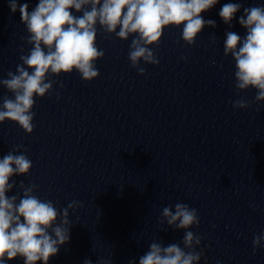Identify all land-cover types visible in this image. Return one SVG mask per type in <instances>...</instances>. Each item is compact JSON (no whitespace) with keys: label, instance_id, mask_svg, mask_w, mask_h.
Here are the masks:
<instances>
[{"label":"water","instance_id":"obj_1","mask_svg":"<svg viewBox=\"0 0 264 264\" xmlns=\"http://www.w3.org/2000/svg\"><path fill=\"white\" fill-rule=\"evenodd\" d=\"M16 2L31 12L39 0ZM229 2L242 5L231 27L219 16ZM9 4L0 0V80L32 47L19 7L13 13ZM252 6L264 0H218L201 14L216 27L206 25L192 46L182 27L166 28L160 44L149 46L160 63L141 61L143 75L128 58L133 37L123 41L97 25L100 75L90 82L75 70L52 76L53 91L35 98L31 134L0 124V159L23 145L33 163L27 176L12 178L17 184L38 185L34 194L57 209L82 205L70 210V241L49 264H139L153 241L183 247L184 230L159 223L162 209L176 203L198 212L200 224L189 230L201 237L199 264H264V247L254 253L252 244L264 233V101L253 102V88L237 93L235 61L223 51L226 32L246 35L238 21ZM5 95L14 98L0 85V104ZM237 99L250 107L233 108Z\"/></svg>","mask_w":264,"mask_h":264},{"label":"clouds","instance_id":"obj_2","mask_svg":"<svg viewBox=\"0 0 264 264\" xmlns=\"http://www.w3.org/2000/svg\"><path fill=\"white\" fill-rule=\"evenodd\" d=\"M217 3L218 0H39L29 12L28 3L18 6L16 0H10L13 13L19 7L21 22L28 33L25 42L32 47L27 55H20L21 63L16 65L15 72L8 71L7 78L0 80V85L14 97H3L0 124L8 120L31 134L35 98H43L53 91L57 81L51 79L52 76L59 77L75 70L83 81L90 82L100 75L95 62L105 53L96 43L97 25L104 33L115 34L120 40L133 37L128 58L138 74L143 75L146 69L140 66L141 61L151 65L160 63L149 46L160 44L166 28L182 27L185 44L195 45L206 25L216 27L214 20H205L201 14ZM241 7L240 3H225L219 16L231 27ZM72 9L82 15H74ZM243 11L238 22L247 30L246 35L242 38L236 32H226L223 51L235 61L237 93L256 89L253 102L258 103L264 101V6H252ZM60 87L63 88L62 83ZM56 95L59 96V92ZM232 106L246 109L250 103L237 99ZM20 149L23 145L15 146L0 159V264H7L17 257H21L24 264L41 261L49 264L60 247L70 241V210L82 205L73 200L67 207L57 209L51 200H41L34 194L38 185L25 186L23 180L17 184L12 178L27 176L33 167L32 161ZM13 188L19 191L7 196ZM165 221L174 230H184L183 247L179 243L165 246L163 242L153 241L139 258V264H199L203 252L196 248L201 244V237L189 230L200 224L197 210L186 203H176L174 211L172 206L164 207L159 223L163 225ZM262 241L264 233L253 238L254 253L258 247H264ZM83 264H92V261L86 258ZM97 264L111 262L97 261ZM129 264L136 262L130 260Z\"/></svg>","mask_w":264,"mask_h":264}]
</instances>
